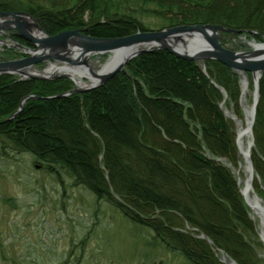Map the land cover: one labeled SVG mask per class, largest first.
Instances as JSON below:
<instances>
[{
	"label": "trees",
	"instance_id": "16d2710c",
	"mask_svg": "<svg viewBox=\"0 0 264 264\" xmlns=\"http://www.w3.org/2000/svg\"><path fill=\"white\" fill-rule=\"evenodd\" d=\"M0 11L30 15L49 35L82 29L122 37L177 25L217 24L264 37V0H0ZM153 15L160 25H146ZM249 38V37H248ZM81 94L70 81H14L0 75V160L23 155L60 184L87 189L189 264H263L262 246L232 167L233 125L220 102L237 105V74L217 60L154 49ZM22 111L10 118L21 98ZM128 122V124H127ZM250 160L264 186V71ZM232 166V167H231ZM194 232H192V231ZM203 236V237H200Z\"/></svg>",
	"mask_w": 264,
	"mask_h": 264
},
{
	"label": "rangeland",
	"instance_id": "374dc122",
	"mask_svg": "<svg viewBox=\"0 0 264 264\" xmlns=\"http://www.w3.org/2000/svg\"><path fill=\"white\" fill-rule=\"evenodd\" d=\"M1 19L2 17H0ZM141 20L146 25H160L158 18L153 15L144 16ZM35 23L37 24L36 21ZM32 31L37 33L35 28H32ZM251 32L253 31H242L238 34L218 32L217 38L225 48L231 51L247 52L251 50V42L262 43L264 41L263 37H260L258 41L252 40L251 38H253L252 36L255 33ZM83 33L86 34L85 32ZM30 49H36L34 43L20 36L16 30H0V62L24 59L30 55ZM154 49L162 48L154 47L148 51ZM109 55L110 52L108 51L102 53L94 52L86 58V61L96 72ZM94 63H96V66ZM198 63L203 68L204 62ZM64 64L61 60L54 61L50 59L37 62L29 67L25 66L19 71L12 70L9 73H0V75H10L14 81L68 79L71 83L69 90L52 95L53 97L81 94L94 89H83L89 85L87 84L89 80H86L85 77H83L84 79L82 78V85H77L71 78L61 77L62 72L58 71V69L52 74V77H45L43 75L46 74L38 72L39 70L45 71L49 65L61 67ZM126 65L122 70L126 69ZM82 67L84 66L82 65ZM233 72L236 73L235 71ZM246 74L248 80L244 95L242 93L240 75L237 74V105L232 104L225 93H222L223 99L220 102V107L224 114L226 112L234 115V119L225 116L233 125L235 132L239 163L236 167H231L238 180L240 189L244 187V181L247 178V164L237 146L236 138L239 128H245L247 125L249 127L247 109L252 106L254 94V76L248 72ZM75 88L80 91L71 92ZM26 96L34 99L40 98L33 94ZM26 100L22 102L21 109L18 111L22 101L21 98L12 114L15 111H18L17 114H19ZM248 133L249 136H245L243 139L244 143L249 141L253 147L252 128ZM259 180L253 170L251 188L253 194L264 208V186L259 185V187H256L254 184V182L258 184ZM248 209L257 230L258 241L262 244L258 254L263 259L264 264L261 219L258 215L253 214L249 207ZM218 259L224 264H235L232 260H228L226 256H222V254L219 255ZM0 264L189 263L180 255L160 248L157 242L155 243L152 240V232L149 229L137 226L126 220L105 202H97L87 189L72 187L70 181L66 178L60 184L43 170L34 168L33 165L29 164V160L25 156L8 155L4 160H0Z\"/></svg>",
	"mask_w": 264,
	"mask_h": 264
},
{
	"label": "water",
	"instance_id": "95a60500",
	"mask_svg": "<svg viewBox=\"0 0 264 264\" xmlns=\"http://www.w3.org/2000/svg\"><path fill=\"white\" fill-rule=\"evenodd\" d=\"M0 17H2L0 20V30H16L20 36L33 42L36 47L34 50L30 49V55L24 59L0 62V73H9L12 70L19 71L25 66L29 67L40 61L50 59L54 61L61 60L65 64L73 67L76 71H81L82 76H84L82 73H91L93 79L89 80L91 83L83 88L86 90L104 84L120 72L136 55L148 51L151 48L159 47L177 57L187 60L198 61L201 63L205 60L220 61L235 71L238 75H240V73L246 74V72L251 73L253 76L254 74H258V79L254 80L253 102L250 108V114H248V131L252 128L258 100V80L264 71V54H259L257 49L264 50V41L262 43L251 42L250 51L234 52L225 48L217 38L218 32H231L238 34L241 33L242 30L232 29L217 24H192L177 25L160 30L138 31L118 38L90 37L89 35L84 34L82 29L65 30L54 36H50L47 35L27 13L0 11ZM32 28H35L37 33L32 31ZM75 49L89 54L108 51L113 54L114 59L105 71L95 72L87 63L86 58L71 59L68 57L70 51L72 52ZM82 65L84 67H82ZM43 76L52 77L53 75L46 74ZM60 76L71 78L66 72H62ZM78 91L80 90L75 88L71 92ZM29 97L30 96H26L22 98L18 111L21 109L22 102ZM18 111H15L8 119L13 118ZM243 157L246 161L247 167L252 172L253 169L249 154L246 153ZM240 193L243 200L248 205L243 191L240 190ZM257 210L261 219L262 231H264V208L259 206L257 207Z\"/></svg>",
	"mask_w": 264,
	"mask_h": 264
},
{
	"label": "bare ground",
	"instance_id": "6f19581e",
	"mask_svg": "<svg viewBox=\"0 0 264 264\" xmlns=\"http://www.w3.org/2000/svg\"><path fill=\"white\" fill-rule=\"evenodd\" d=\"M257 51H259V54H264V50L263 49H257ZM190 53V52H189ZM92 53H87V52H82L80 50L75 49L74 51H70L68 57L71 59L74 58H78V59H85L87 58L89 55H91ZM114 56L112 53H110V55L106 58V60L104 61V63L101 64V67L98 69L99 72H103L105 71L109 64H111V62H113ZM96 66V63H94ZM64 68V69H63ZM56 69H58V71L61 72H66L69 77H71V79L76 82L77 85H82V80L84 79L83 77L86 78V80H91L93 79L91 76L90 72H85L82 73L84 76L81 75V71H76L73 67L69 66L68 64H64L63 66L59 67L56 65H49L45 71H41L39 70L38 72H41L42 74H47V75H51L53 73L56 72ZM83 78V79H82ZM254 80L258 79V74H254ZM240 79H241V85H242V93L244 95L246 89H247V74L245 73H240ZM91 82H87V84H90ZM87 84H83V85H87ZM247 113L250 114V109H247ZM227 117H230L231 119H234V115H230L228 113H226ZM249 120V119H248ZM245 136H249L248 133V125L245 128H239L238 133H237V144L238 147L240 149V152H242L243 155H245L246 153L249 154L250 157V150H251V143L248 141L246 143H244V137ZM247 168V178L244 181V187L241 189V191H243L247 202H248V207L253 211V214L258 215L259 216V212L257 210V207L261 206V203L259 202V200L257 199V197L253 194L252 188H251V181H252V176H253V171L251 172L250 169L248 167ZM240 183V182H239ZM262 239L264 241V231H262Z\"/></svg>",
	"mask_w": 264,
	"mask_h": 264
}]
</instances>
